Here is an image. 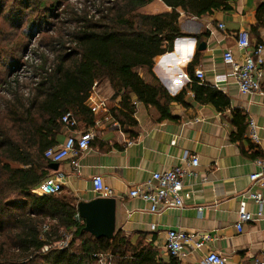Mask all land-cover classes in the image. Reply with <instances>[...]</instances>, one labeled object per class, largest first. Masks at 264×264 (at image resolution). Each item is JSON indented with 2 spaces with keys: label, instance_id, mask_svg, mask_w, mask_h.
Instances as JSON below:
<instances>
[{
  "label": "crops",
  "instance_id": "0c3cea01",
  "mask_svg": "<svg viewBox=\"0 0 264 264\" xmlns=\"http://www.w3.org/2000/svg\"><path fill=\"white\" fill-rule=\"evenodd\" d=\"M260 3V0H231L230 11H217L201 18L181 13L178 24L188 36L176 38L171 52L155 58L152 72L157 81L145 70H138L147 83H160L171 97L182 95L180 101L166 106L169 116H163L161 109L152 103H141L131 95L135 124L122 125L116 118L122 110L121 96H116L119 79L95 85L87 105L90 108L92 101L105 99L106 107L97 113L91 111L94 118L89 127H64L54 146H60L70 135L93 133L89 149L77 159L79 172L74 170L70 159L58 163L56 170L49 168V162L44 180L59 179L60 195L75 199L78 206L80 202L105 198L93 190L92 178L101 176L113 191L108 198L116 200L115 233L121 230L133 244L140 239L145 245L152 243L166 262L171 258L165 247L166 232L177 230L197 242L203 236L208 237L200 248L189 247L191 254L182 262L176 259L178 264H198L209 252L221 255L225 264H257L264 248V217L244 223L241 232L235 226L241 202L251 213L258 211L245 195L253 190L249 176L256 170L254 161L264 155V79L260 93H240L222 55L230 50L237 62L243 61L244 51L237 47L238 33L242 30L249 32L252 46H264V27L253 29ZM169 10L163 2L154 0L140 12L158 14ZM220 24L224 25L222 29ZM201 43L206 45L203 50L198 49ZM197 71L203 73L202 80L196 78ZM180 74L188 79L180 78ZM224 75L227 80L216 86L217 77ZM195 85L217 89L227 100V106L218 108L213 103L198 102ZM251 122L258 136L255 142L250 136ZM173 140L175 146H171ZM185 152L197 157L199 165L190 168L192 173L185 179V191L191 197L185 200L184 207L151 213L148 203L128 196L130 189L151 179L154 172L182 166ZM76 219L85 227L79 213ZM151 225H155L154 230ZM71 238V234H65L61 241L67 239L68 245Z\"/></svg>",
  "mask_w": 264,
  "mask_h": 264
},
{
  "label": "trees",
  "instance_id": "16d2710c",
  "mask_svg": "<svg viewBox=\"0 0 264 264\" xmlns=\"http://www.w3.org/2000/svg\"><path fill=\"white\" fill-rule=\"evenodd\" d=\"M152 1L107 0L93 16L65 9L68 17H56L60 27L50 44L54 60L39 66L38 81L28 95L19 93L18 81L5 83L12 99L0 111V264H99L104 260L106 264H178L173 257L164 261L152 243L145 245L140 239L133 244L121 230L111 240L85 233L84 224L76 219L75 199L61 193H32L47 176L50 163L44 152L58 144L66 127L62 118L71 114L78 127L93 123L87 101L95 85L119 79L116 96H121L122 110L116 118L122 125L135 124L131 95L169 116L166 106L180 101L182 95L171 97L160 83H147L138 70L157 81L152 72L155 58L171 52L176 38L188 36L178 24L181 13L201 18L231 10V0H160L169 11L141 13ZM260 1L255 31L264 27V0ZM47 2L2 0L0 6L9 15L14 10L41 8L49 13ZM193 90L198 102L218 108L228 104L215 88L195 85ZM65 234H71V242L56 246Z\"/></svg>",
  "mask_w": 264,
  "mask_h": 264
},
{
  "label": "built area",
  "instance_id": "2783aa9c",
  "mask_svg": "<svg viewBox=\"0 0 264 264\" xmlns=\"http://www.w3.org/2000/svg\"><path fill=\"white\" fill-rule=\"evenodd\" d=\"M218 26L221 29L224 27L223 24ZM237 47L244 51L245 56L243 61L237 62L230 50L225 51L222 55L224 64L228 65L231 69L230 77L236 81L240 93H260L261 83L264 79V46L262 44L252 46L249 32L242 30L238 33ZM179 77L188 79L185 74H180ZM203 77L204 75L201 71L196 72L198 80H202ZM226 80L227 76L225 75L217 77L215 85L217 86L218 83L225 82ZM105 107V99L92 101L90 106L93 113H97ZM62 122L68 128L75 129L77 127V122L71 114H66L62 118ZM250 136L252 141H257L258 136L253 122H251ZM93 138L94 135L91 131L70 135L60 146L47 149L44 152V158L50 163H60L66 159H70L74 170L79 172L77 159L89 149ZM175 144L176 141L173 140L171 146H175ZM182 161L184 163L182 166H176L164 172H154L151 179L137 184L130 189L128 196L148 203L151 213H162L169 208L184 207L185 200L191 197V194L185 191V179L192 173L190 168L199 165V159L195 156L190 157L185 152ZM254 164L256 170L249 176L250 186L253 187V190L247 192L245 198L251 200L258 207V211L256 214H253L247 210L245 202L240 203L238 211L239 221L235 226L239 232L243 230L244 223L264 217V155L255 160ZM92 183L93 190L97 195L103 197L113 196V191L104 183L101 176L93 177ZM61 192L62 183L59 179L53 177L46 178L33 190V193L43 196L58 195ZM198 210L201 211L202 208L199 207ZM151 229L154 230L155 225H151ZM207 239V236H203L202 241L197 242L184 231L169 230L166 232L165 247L171 257L182 262L191 254L189 247L193 250L198 249L203 245V241ZM58 246L61 248L66 247L67 239L59 242ZM47 249L48 247H45L44 251ZM198 264H225V259L215 252H209ZM257 264H264V248L262 257Z\"/></svg>",
  "mask_w": 264,
  "mask_h": 264
},
{
  "label": "rangeland",
  "instance_id": "374dc122",
  "mask_svg": "<svg viewBox=\"0 0 264 264\" xmlns=\"http://www.w3.org/2000/svg\"><path fill=\"white\" fill-rule=\"evenodd\" d=\"M106 1L48 0L47 9H52L49 13L41 8L30 12L27 9L14 10L12 15L0 6V111L4 109L5 102L12 99L10 88L5 87L6 82L18 81L19 93L28 95L38 81L39 66L43 62L50 65L54 60L55 54L50 44L60 27L56 17L59 15L67 19L65 9L68 12L72 9L87 12L91 16L97 15ZM7 14L9 18L5 19ZM103 263L107 261L99 262Z\"/></svg>",
  "mask_w": 264,
  "mask_h": 264
},
{
  "label": "water",
  "instance_id": "95a60500",
  "mask_svg": "<svg viewBox=\"0 0 264 264\" xmlns=\"http://www.w3.org/2000/svg\"><path fill=\"white\" fill-rule=\"evenodd\" d=\"M201 43L199 50L205 49ZM49 168L56 170L58 163H51ZM79 217L85 221L84 231L95 238L113 239L116 229V200L97 198L90 202H80L77 206Z\"/></svg>",
  "mask_w": 264,
  "mask_h": 264
}]
</instances>
